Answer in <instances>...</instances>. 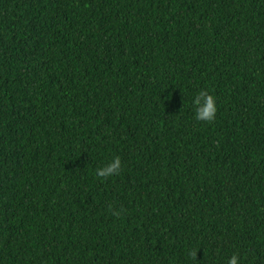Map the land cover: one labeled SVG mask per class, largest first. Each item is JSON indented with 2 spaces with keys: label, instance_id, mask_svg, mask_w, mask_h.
<instances>
[{
  "label": "trees",
  "instance_id": "obj_1",
  "mask_svg": "<svg viewBox=\"0 0 264 264\" xmlns=\"http://www.w3.org/2000/svg\"><path fill=\"white\" fill-rule=\"evenodd\" d=\"M233 253L264 264V0H0V264Z\"/></svg>",
  "mask_w": 264,
  "mask_h": 264
},
{
  "label": "clouds",
  "instance_id": "obj_2",
  "mask_svg": "<svg viewBox=\"0 0 264 264\" xmlns=\"http://www.w3.org/2000/svg\"><path fill=\"white\" fill-rule=\"evenodd\" d=\"M190 107L193 111V118L198 122L211 123L215 120L218 106L216 97L206 90H200L191 96ZM122 170L121 158L114 156L111 161L95 169L96 178L103 181L120 175ZM195 256L196 253H193ZM243 257L233 253L227 264H242Z\"/></svg>",
  "mask_w": 264,
  "mask_h": 264
}]
</instances>
